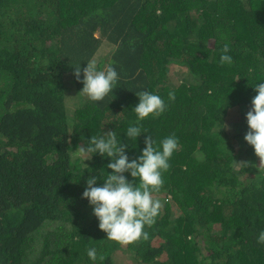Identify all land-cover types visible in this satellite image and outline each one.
Here are the masks:
<instances>
[{"label": "trees", "instance_id": "16d2710c", "mask_svg": "<svg viewBox=\"0 0 264 264\" xmlns=\"http://www.w3.org/2000/svg\"><path fill=\"white\" fill-rule=\"evenodd\" d=\"M88 62L118 72L104 101L72 75ZM258 82L264 0H0V264H93L91 247L95 264H264V163L244 139ZM140 91L168 105L145 134L179 147L149 239L124 245L82 198L108 159L73 151L103 131L124 140ZM124 142L134 159L144 134Z\"/></svg>", "mask_w": 264, "mask_h": 264}, {"label": "clouds", "instance_id": "9594fccd", "mask_svg": "<svg viewBox=\"0 0 264 264\" xmlns=\"http://www.w3.org/2000/svg\"><path fill=\"white\" fill-rule=\"evenodd\" d=\"M221 51L220 63H232L228 43H224ZM72 68L76 81L83 84L80 93L96 102L104 101L113 93L119 78L112 64L101 69L94 62H88L83 69L80 64ZM253 89L256 95L252 98L251 109L246 113L248 131L244 139L253 148L261 164L264 163V82L256 83ZM135 95L138 97V103L133 108L136 121L126 128L124 140L116 130L103 131L91 135L86 143L78 145L73 151V156L77 158L99 155L108 159L106 168L111 171L105 174L104 169H101L103 182L100 184L95 175L89 176L82 198L87 199L92 206L98 227L106 233L107 239L124 245L149 239L150 233L145 228L156 223L162 208L161 201L153 198V193L162 188L163 173L170 168V159L179 147L178 137L174 134L165 136L157 143L152 135L145 134L147 130L143 129L141 123L148 117L162 114L168 107L165 100L149 91H140ZM168 98L174 100L175 92L169 91ZM142 134L144 148L139 156L129 159L128 143L124 141H137ZM256 243L264 244V230L257 234ZM87 256L93 264L104 259L96 247L88 248Z\"/></svg>", "mask_w": 264, "mask_h": 264}, {"label": "rangeland", "instance_id": "374dc122", "mask_svg": "<svg viewBox=\"0 0 264 264\" xmlns=\"http://www.w3.org/2000/svg\"><path fill=\"white\" fill-rule=\"evenodd\" d=\"M111 49H105V51L103 53H108ZM178 69V68H177ZM174 71L176 72V70L174 69Z\"/></svg>", "mask_w": 264, "mask_h": 264}]
</instances>
